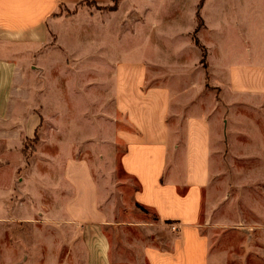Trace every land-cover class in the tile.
I'll return each instance as SVG.
<instances>
[{"label": "crops", "instance_id": "1", "mask_svg": "<svg viewBox=\"0 0 264 264\" xmlns=\"http://www.w3.org/2000/svg\"><path fill=\"white\" fill-rule=\"evenodd\" d=\"M200 3L120 0L110 11L112 0H0V174L22 184L23 144L38 137L51 102L60 107L65 86L46 73L77 69L67 39L79 46L89 39L92 68L136 72L133 89L115 82L110 102L133 130L118 136L126 148L122 169L138 185L135 201L172 228L167 248H144L147 264H210V239L199 221L216 152L233 148L242 163L260 160L263 171L241 181L264 182V0H203L199 9ZM131 53L138 54L133 61ZM37 71L45 81L34 78ZM47 85L54 97L52 89L37 91ZM38 99L43 113L36 112ZM63 166L58 188L69 194L57 190L49 198L60 216L75 209L73 221H83L80 214L98 205L96 185L85 162ZM11 193L9 184L0 186L2 219H10ZM24 207L28 218L40 210L49 224L45 195L28 197ZM252 210L263 219L256 225H264V201H252Z\"/></svg>", "mask_w": 264, "mask_h": 264}, {"label": "rangeland", "instance_id": "2", "mask_svg": "<svg viewBox=\"0 0 264 264\" xmlns=\"http://www.w3.org/2000/svg\"><path fill=\"white\" fill-rule=\"evenodd\" d=\"M67 42L77 61L73 65L78 68L62 67V74L56 70L52 76L46 73L48 78L60 77L65 86L59 94L60 107L51 102L37 141L23 144L24 163L17 175L22 184L11 174H0V186L9 184L12 188L10 219L0 218V264H147L144 248H167L171 238L166 231L172 228L158 225L154 213L135 201L138 185L122 169L126 148L118 136L133 130L121 114L114 115L110 102L118 85L127 89L130 84L133 89L136 72L92 68L89 39L84 37L81 46L74 39ZM137 55L131 53L128 58L133 61ZM34 78L45 81L44 72L37 71ZM44 89L55 90L47 85L37 91ZM40 100L36 112L43 113ZM223 152H216L215 174L204 191L199 221L201 233L210 239V264H264V225H256L263 219L252 210V201H264L260 188L264 182L241 181L252 171H263L261 161L242 163L235 149ZM65 161L85 162L98 191V205L80 214L83 221H73L75 209L66 217L60 216L58 208L52 206L54 196L49 198L57 190L69 194L68 188H58ZM44 195L52 211L48 225L42 224L40 210L30 219L24 207L28 197L42 201ZM17 209L22 212L14 216Z\"/></svg>", "mask_w": 264, "mask_h": 264}, {"label": "trees", "instance_id": "3", "mask_svg": "<svg viewBox=\"0 0 264 264\" xmlns=\"http://www.w3.org/2000/svg\"><path fill=\"white\" fill-rule=\"evenodd\" d=\"M119 1H120V0H112V5L109 6V7H107L106 9H107V10H110V11L115 10ZM202 1H203V0H201V3H200V5H199V9H200V7H201ZM197 23H198V27L201 26V19H200L199 13H197ZM196 32H197V31H196ZM194 42H195L197 45L200 46V44L198 43V41H197L196 38H194ZM200 47H201V50H202V65H203L204 69L206 70V69H207V66H206V63H205L206 53H205L203 47H202V46H200ZM206 77H207V73H206ZM37 139H38V138H37V136H36V137L34 138L33 141L35 142V141H37Z\"/></svg>", "mask_w": 264, "mask_h": 264}]
</instances>
